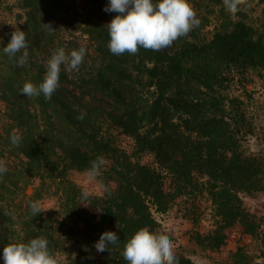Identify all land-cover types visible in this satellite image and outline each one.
Wrapping results in <instances>:
<instances>
[{"label":"rangeland","instance_id":"obj_1","mask_svg":"<svg viewBox=\"0 0 264 264\" xmlns=\"http://www.w3.org/2000/svg\"><path fill=\"white\" fill-rule=\"evenodd\" d=\"M34 1L37 8L29 22L26 14L29 8L23 9L25 0H0V162L7 167V172L0 178V208L5 214L24 217L26 213L21 211L27 209L29 203L39 202L43 216L51 217V232L58 237L50 251L57 264H76L78 257L85 260L90 252L96 257H89V264H114L117 253L110 247L103 253L97 252L94 246L97 240L94 243L88 241L83 225L71 216L75 211L93 223L101 219L96 202L106 191L103 185V180L108 181L105 167L96 180L88 179L86 172L74 170L67 171L65 177L59 175L65 169L57 150L58 140L71 141L81 137L85 143L84 135L77 129L61 125L57 117L59 108L52 106L46 116L38 103L40 96L28 97L29 109L36 119L33 126L35 139L44 145L49 156L46 165L31 170L20 152L21 142L18 145L10 142L13 134L21 137L23 132L14 123L10 107L1 97L9 88L21 92L26 82L37 86L42 83L47 62L58 48L70 53L84 47L86 55L78 70H67L62 66L60 74L66 79L60 80L54 92L55 103H66L81 121L85 135L93 134L97 139L106 140L129 155L132 161L156 168L153 155L138 151L134 141L115 127L112 119L120 114V105L103 88L100 80L101 75L104 76L128 102L143 109L154 100V89L146 74L151 64L141 57L143 48L134 55L112 54L109 42L101 40L98 34L100 27L109 31L108 24L112 19L89 15L85 0ZM189 4L200 28L187 38L181 37L183 41L207 43L216 32L238 21L250 26L255 37H264V5L259 0H240L236 13L229 12L225 6L220 10L205 0H189ZM47 25H51V29ZM18 30L26 33L29 45L28 58L22 67L18 66V61L24 50L15 57L3 52L12 33ZM183 41L176 40L170 47L155 52L170 54L179 49ZM119 72L131 75L132 79H120ZM230 81L222 93L240 104L252 125V134L243 144L244 151L264 160V70L235 73ZM50 159L56 165L49 164ZM33 173L37 174L33 176ZM84 191L88 193L87 200L82 197ZM241 199L257 223L253 237L244 234L242 228L234 227L225 230V242L218 249H211L207 243H197V234H212L218 222L214 206L206 195L198 192L189 194L187 203L178 200L164 214L153 212L159 225L153 237L170 240L176 256H184L196 264H264V193L242 194ZM100 230L117 234L119 231L116 225L108 222H103ZM47 231L43 227L36 234L43 237Z\"/></svg>","mask_w":264,"mask_h":264},{"label":"trees","instance_id":"obj_2","mask_svg":"<svg viewBox=\"0 0 264 264\" xmlns=\"http://www.w3.org/2000/svg\"><path fill=\"white\" fill-rule=\"evenodd\" d=\"M107 1L85 0L88 14L113 19L117 13L103 11ZM205 1L220 10L224 7L223 0ZM259 2L264 5V0ZM36 3L25 0L23 9L29 8L26 13L29 22ZM98 34L101 40L109 42L108 30L100 27ZM177 40L183 41L182 38ZM140 55L151 64L146 74L154 89V100L148 107H135L104 76L101 75L100 80L120 105V114L112 119L115 127L134 141L138 151L153 155L156 168L132 161L129 155L106 140L97 139L93 134L85 135L81 121L66 103H55V93L51 99L43 94L39 97L38 103L46 116L50 108L56 106L60 110L57 117L61 125L77 129L86 138L85 143L81 137L58 140L57 150L65 169L60 176L65 177L70 170L86 172L98 157L106 161L108 181L103 180L106 191L96 202L101 219L93 223L75 211L71 216L83 225L88 241L93 243L102 234L103 222L118 227L120 242L109 246L117 253L114 264H128L123 257L124 248L138 230L145 229L154 236L159 225L153 212L164 214L180 199L187 203L188 195L195 192L207 196L218 218L212 234H197V243L218 249L225 242V230L234 227L242 228L244 234L253 237L257 223L244 207L241 195L264 193V160L245 153L243 144L252 134L251 122L240 104L224 97L222 90L235 73L264 70V37H255L250 26L238 21L216 32L207 43L183 41L181 47L170 54L143 49ZM118 76L132 79L125 73L119 72ZM65 79L60 74V80ZM1 98L23 132L20 152L27 161L26 166L37 170L46 165L49 156L44 145L35 139L36 119L29 109L28 97L18 89L9 88L3 91ZM48 163L55 164L51 159ZM29 205L21 211L26 215L17 218L0 208V257L7 244L40 238L36 233L43 227L48 229L43 238L48 240L50 251L58 240L51 232V217L42 213L33 216ZM89 257L96 255L90 252L85 260L78 257L76 264H89ZM176 257L179 264H196L184 256ZM0 264H3L2 259Z\"/></svg>","mask_w":264,"mask_h":264},{"label":"clouds","instance_id":"obj_3","mask_svg":"<svg viewBox=\"0 0 264 264\" xmlns=\"http://www.w3.org/2000/svg\"><path fill=\"white\" fill-rule=\"evenodd\" d=\"M240 0H223L225 8L236 13ZM105 12H115L117 15L108 24L110 40L108 48L114 55L136 54L140 48L159 51L170 47L178 38H187L192 32L199 31L189 0H108ZM51 29V25H47ZM2 43V38H0ZM28 41L26 33L18 30L12 33L10 42L3 47V52L15 57L21 50L18 66H23L28 58ZM86 49L81 47L66 53L64 48H58L47 62V71L42 83L38 86L26 82L21 94L25 97L51 99L60 83L62 66L67 70H78L83 63ZM21 137L13 134L10 137L12 145H18ZM106 161L98 157L91 162L86 176L90 180L98 179ZM7 172V167L0 162V176ZM83 199H88V193L82 192ZM33 216L42 213L39 202L29 205ZM120 242L116 232L106 231L96 242L95 249L103 253L110 245ZM124 259L128 264H179L175 255L173 243L164 238L153 237L145 229L138 230L126 243ZM3 264H57L56 258L49 250L46 238H33L23 243L7 244L3 247Z\"/></svg>","mask_w":264,"mask_h":264}]
</instances>
